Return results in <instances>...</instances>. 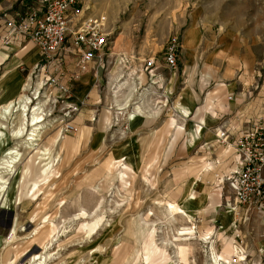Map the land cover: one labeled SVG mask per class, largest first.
Returning <instances> with one entry per match:
<instances>
[{
	"label": "rangeland",
	"instance_id": "obj_1",
	"mask_svg": "<svg viewBox=\"0 0 264 264\" xmlns=\"http://www.w3.org/2000/svg\"><path fill=\"white\" fill-rule=\"evenodd\" d=\"M10 1V9L0 7V23L10 20V11L26 15L40 0ZM77 7L75 23L89 16L107 19L111 47L89 73L96 97L81 102L77 59L65 51L54 66L43 58L24 78L9 74L0 82V106L17 97L29 78L31 97L37 81L44 82L46 113L38 141L27 140L28 111L25 143L12 137L0 151L1 165L8 147L22 145V160L5 172L8 183L0 192V264H167L177 258L181 229L193 224L197 237L188 241L183 264H213L211 243L222 253L229 241L245 257L233 253L234 263L264 264L262 218L254 212L238 218L228 207L234 206L231 178L240 162L234 138L254 125L264 127V0H80ZM174 37L176 69L166 62ZM120 56L128 58L121 67L141 94L133 103L148 101L147 118L129 116L135 104L117 115L122 110L111 76ZM150 58L156 64L146 70ZM216 71L233 85L222 101L237 99L234 106H219L217 118L205 116L223 87ZM58 76L68 92L53 82ZM108 111L111 124L105 123ZM11 116L14 121L19 115ZM202 116V135L193 146L186 144ZM68 122L74 132L65 131ZM223 130L231 134L229 143L220 140ZM176 207L192 220L171 216ZM208 231L212 239L203 240Z\"/></svg>",
	"mask_w": 264,
	"mask_h": 264
},
{
	"label": "built area",
	"instance_id": "obj_2",
	"mask_svg": "<svg viewBox=\"0 0 264 264\" xmlns=\"http://www.w3.org/2000/svg\"><path fill=\"white\" fill-rule=\"evenodd\" d=\"M79 3L80 0H40L26 15L18 13V18L6 22L5 41L9 42L18 34L26 36L37 44L48 66L56 65L54 58L64 51L70 52L76 57L79 70L86 71L99 59L100 54L109 51L111 42L105 16H89L74 22L80 13L77 7ZM178 61V39L174 37L167 49L166 62L176 69ZM155 64L156 59L150 58L145 63L146 70H150ZM41 66L44 67L45 64ZM60 77H55L53 82L63 92H68L66 83ZM64 127L68 133L75 131V125L70 122ZM219 137L222 143H229L231 140V134L227 130H223ZM234 139L240 162L231 178L235 193L232 212L238 218L247 219L254 212L262 218L264 226V127L254 125Z\"/></svg>",
	"mask_w": 264,
	"mask_h": 264
},
{
	"label": "bare ground",
	"instance_id": "obj_3",
	"mask_svg": "<svg viewBox=\"0 0 264 264\" xmlns=\"http://www.w3.org/2000/svg\"><path fill=\"white\" fill-rule=\"evenodd\" d=\"M110 55L111 54L108 55V58H109ZM103 56H104V54H100V56H99L100 61H104L103 60ZM121 56L118 59V64H117L116 68L113 71V76H111L112 77V85H111V87H112L113 95L115 97V102L117 103V106L119 107L118 111L122 110L121 112H117V115H123L124 114V110L127 107H129L131 104L132 105L135 104V107L133 108V111H129V116L132 119L139 118V117L147 118V116H151V115H149L147 113L146 109H144V105L147 106L148 105V101L146 100V101H144V103L141 102V104H140L139 101H135L133 103V101L135 99L137 100L140 97L141 94L137 90V84H136L137 82L135 83V82L131 81L132 74H127L124 71L123 67H121L122 65L124 66L126 64L125 62L128 61V58L127 57L121 58ZM117 57H119V56H117ZM125 70H126V68H125ZM128 72H129V70H128ZM140 78H141V76L139 77V80H140ZM30 80H32V79L29 78L28 81L24 84V86L22 87L21 92L17 95V97H14V98L12 97V98L8 99L7 101H5L0 106V151L2 150V148L5 147V145L7 146V144L9 143V139L12 138V137L17 139V140H20V142L22 144L25 143V141L22 140V139L26 136L27 124H26L25 120H26L28 111L31 112V116H32L30 121H28L30 123L29 125L32 126L31 130L29 129V132L30 131L31 132L28 134V136H29V138L27 139L28 142H30V141L31 142L32 141H38L39 137H42L41 136V131H42V127H43L42 123L46 120L45 117H44V116H46L45 108H44L45 107V101L41 99V97H42L41 96V89L43 88L44 82H42V81L38 82L37 81L36 87H35V91L32 94L34 96L31 97L29 94H27V91H31V89L33 87L32 84L30 83ZM203 81L207 82L208 79H206V77H205L203 79ZM123 91L124 92L126 91L124 93V95L123 94L120 95V93L123 92ZM44 96H46V93L44 94ZM144 96H145V94H144ZM111 99H112V97H111ZM35 100H37V103H35L33 106H31L32 108H30V105H32ZM120 102H122V103H120ZM146 103H147V105H146ZM132 105H131V107H132ZM205 109H208V107H205ZM15 111L18 113L19 116H16L13 119L14 121H12L13 116H11V114L13 112H15ZM127 112H128V110H127ZM181 113L186 116L189 113V109H185V108L181 109ZM112 115L113 114H112L111 111L107 112V114L105 115V123L106 124H111V120H112L111 116ZM9 123H11V125L13 126L12 130L10 132L11 133L10 136H8L7 132H6V129L9 126L8 125ZM205 124H206V118H205V116H203V117L200 118L199 123H197V125H195L194 133L192 134V132H190V131L187 132L186 144L189 143L192 146L194 145L196 136L197 135H202V132H203V129H204L203 125H205ZM220 133L218 135H220ZM59 136H61V135H58L57 142L62 141V137H59ZM20 142L15 144L14 147H8L5 150L6 155L2 157V160H1L2 163L0 165V170H1V172H0V192L4 191V189L6 188L5 185H7V183H8V178L6 177L7 175L5 174V172L12 171L14 168H16L17 163L19 164L20 160H22V158H21L22 157V153L20 152V147L22 145L20 146ZM119 158L122 159L121 157H119ZM18 198H19V196H18ZM216 207H221V206L218 205V204L217 205H213V209L215 211H218L216 209ZM228 207L232 211V205L229 204ZM169 211H170V209H169ZM172 213L173 214H171V216L172 215L174 216V214H181V217H187L189 220H192V216L188 214V212L185 210L184 207H181V208L176 207L174 210H172ZM85 214H87V212ZM211 232L210 231L206 232L202 236L203 240H206V241L211 240L212 239ZM149 234H150V232H149ZM178 236H179L177 238L178 243L176 244L177 250L175 251L177 253V255H176L177 256V258H176L177 261L176 260L175 261L171 260L167 264H174V263L183 264V261L187 260V257H188L189 251H190V247L188 246V244H189L188 241H190V240H192V239L197 237L196 236V226H195V224H193L189 228H182L181 229V233H179ZM237 246H235L232 242L229 241V242H227V245H226V248L224 249V251L222 253H218L216 251V249H215L214 243H211V257H212L213 264H235L236 262L234 263L233 260H232V254L235 253V252L238 253L237 252L238 251V247ZM167 249L168 248L165 246V250H167ZM240 250H243V249H240ZM243 255L238 253V257H242L243 258L244 257ZM120 262H124V260L121 259ZM240 262L241 261H239L238 263H240ZM41 263H42V260H40L38 262V264H41Z\"/></svg>",
	"mask_w": 264,
	"mask_h": 264
},
{
	"label": "crops",
	"instance_id": "obj_4",
	"mask_svg": "<svg viewBox=\"0 0 264 264\" xmlns=\"http://www.w3.org/2000/svg\"><path fill=\"white\" fill-rule=\"evenodd\" d=\"M0 5V7L2 8L10 9L11 7H13V1L11 2L10 0H0ZM18 13V10L8 12V19L14 18L13 14L17 15ZM5 27L6 26L3 20V22L0 23V82L3 80L4 75L7 76L9 74L17 73L19 74V76L24 78V74H26V72H34V70L37 69V66L40 65L43 60L42 53L37 44L24 35L18 34L14 36L9 42H6L3 38L6 34ZM92 64L86 71H81L78 69V74L79 76L81 74V76L78 78V80L75 81V91L77 96L81 99V102H83L88 95H92L94 97L97 96L94 88H90L91 85L90 82H88L91 79L89 77V73L93 74V71L90 69L93 66ZM216 73V76L217 78H219L220 84L223 85V87H220L219 91H217L216 93L217 97L214 99V108L212 106V108L208 110L209 114H205V116H211L212 114L217 118V108L219 106H234V104H237V99H227L226 101H222V97H225L227 92L233 90V85L227 83L225 74L220 75L217 71ZM95 77L100 78V76L96 75ZM212 90H218V86H215ZM96 103H99V101H97ZM202 104L203 103H201V105ZM86 109L84 108V111L81 112L79 116H83ZM84 126L91 128L88 125Z\"/></svg>",
	"mask_w": 264,
	"mask_h": 264
}]
</instances>
